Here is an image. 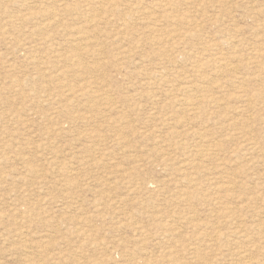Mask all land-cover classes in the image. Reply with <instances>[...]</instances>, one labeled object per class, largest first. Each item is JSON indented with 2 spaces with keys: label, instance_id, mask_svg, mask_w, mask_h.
<instances>
[{
  "label": "rangeland",
  "instance_id": "374dc122",
  "mask_svg": "<svg viewBox=\"0 0 264 264\" xmlns=\"http://www.w3.org/2000/svg\"><path fill=\"white\" fill-rule=\"evenodd\" d=\"M0 264H264V0H0Z\"/></svg>",
  "mask_w": 264,
  "mask_h": 264
},
{
  "label": "bare ground",
  "instance_id": "6f19581e",
  "mask_svg": "<svg viewBox=\"0 0 264 264\" xmlns=\"http://www.w3.org/2000/svg\"><path fill=\"white\" fill-rule=\"evenodd\" d=\"M94 19V18H93ZM188 90V89H187ZM186 103V102H185ZM188 103V102H187ZM194 104V103H193ZM192 103H190V105H193ZM196 104V103H195ZM189 106V105H188ZM242 122V121H241ZM253 147V146H252ZM255 149V148H254ZM260 224V223H259ZM240 228V227H239ZM243 231V230H242ZM217 234H218V232H217ZM242 237H244V236H242ZM248 237V236H247ZM222 238V237H221ZM244 241H245V239H244ZM28 242V241H27ZM240 243V242H239ZM241 243H242V241H241ZM244 243V242H243ZM25 245V244H24ZM27 246V245H26ZM31 247V246H30ZM250 247V246H249ZM256 252V251H255ZM253 255H255L256 256V254H253ZM242 256V255H241ZM244 257H245V255H244ZM250 257V256H249ZM246 260H248L247 258H246ZM251 261V260H250ZM261 262H263V261H261Z\"/></svg>",
  "mask_w": 264,
  "mask_h": 264
}]
</instances>
